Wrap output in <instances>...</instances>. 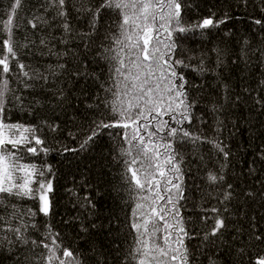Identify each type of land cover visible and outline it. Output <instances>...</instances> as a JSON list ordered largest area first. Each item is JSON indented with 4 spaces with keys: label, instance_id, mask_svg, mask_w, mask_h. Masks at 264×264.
<instances>
[{
    "label": "trees",
    "instance_id": "1",
    "mask_svg": "<svg viewBox=\"0 0 264 264\" xmlns=\"http://www.w3.org/2000/svg\"><path fill=\"white\" fill-rule=\"evenodd\" d=\"M180 2L181 18L186 24L208 17L214 21L226 17L224 24L205 29L203 34L201 30L175 34L179 37L175 56L186 61L191 56L187 62L193 66L202 60L205 71L200 72L198 67L178 69L188 82L185 90L189 100H195L191 122L180 124L167 115L158 118L167 120L170 128H182L200 137L193 141L183 137L180 131L176 137H170L167 130L157 134L165 138L159 144L172 143L178 153L176 159H182L179 166L184 197L177 207L184 227L190 235L194 234V238L185 240L189 261L190 264H240L243 260L244 264H252L251 257L259 255V250L249 251V258H244L238 256L237 249L250 247L247 240L250 224L255 225L253 230L264 232V206H261L264 201L252 202L242 194L264 189V83H261L264 58L259 52L253 54L255 49L264 50V0ZM14 7V0H0V28L11 17L16 51V59L9 57L12 71L4 75L9 87L5 122L34 129V135L44 141L43 145H36L33 140L20 146L18 154L25 157L23 163L51 169L46 171V177H51L53 191L49 193L52 207L48 216L37 210L34 200L14 201L21 211L31 209L36 213L23 220L35 228H22V231L37 241V246L31 243L20 246L13 233L0 231V236L8 237L0 248V264H20L25 257L26 264H45L43 257L50 253L40 242H48L44 238L49 230L59 233L56 239L61 250L78 254L82 264H135L130 257L136 240L131 225L138 196L129 190L131 186L125 177L124 161L129 157L121 153V148H127L128 144L118 135L125 131L130 135L131 130L98 129L94 139L80 147L95 127L94 121L117 119L109 108L115 98L107 91L115 80L110 76L116 66L110 57L115 52L103 49L118 47L109 38L118 35L115 23L118 17L102 18L93 30L90 13L77 12L75 7L66 5L70 25V31L66 32L61 18L53 19L55 9L48 8L44 0H21L15 13ZM34 16H42L47 22H37V27L32 28L30 21ZM257 19L262 21L260 25L254 23ZM7 39V31H0V53L6 54L3 43ZM42 39L44 44L40 43ZM242 49L249 54L247 63L240 58ZM18 63L47 79L25 81ZM25 83L31 86L26 87ZM16 96L22 103L14 99ZM216 143L224 146L227 158L217 150ZM27 147H36L38 154L26 152ZM132 154H136L135 148ZM209 173L224 179L213 184L208 179ZM229 184L235 197L222 202ZM225 205L228 211H224ZM213 207L220 209L219 214L227 225L216 245L202 241L203 232L217 215L210 211ZM10 212L11 209H0V215L6 217ZM252 216L255 221L250 220ZM202 217L209 219L205 222ZM238 228L241 232L233 239ZM175 234L179 235L178 231ZM9 256L14 259H8Z\"/></svg>",
    "mask_w": 264,
    "mask_h": 264
},
{
    "label": "snow or ice",
    "instance_id": "2",
    "mask_svg": "<svg viewBox=\"0 0 264 264\" xmlns=\"http://www.w3.org/2000/svg\"><path fill=\"white\" fill-rule=\"evenodd\" d=\"M44 3L48 8L55 9L53 19L61 18L62 27L66 32L70 31L66 5L75 7L77 12L90 13L93 30L102 18H111L112 15L118 17L115 21L118 35L109 37L118 47L103 49L104 52H115V55L110 57L116 61V66L110 74L115 80L107 91L115 98L109 108L117 119L109 122L103 119L94 121L95 127L80 147L84 148L92 141L98 129L131 130L130 135L127 131L118 133L128 144L127 148H121V153L129 157L124 161L125 177L131 186L129 190L135 191L138 196L132 213L135 220L131 227L136 232V240L130 253L131 260L135 261V264H190L189 246L185 240L194 238V234L190 235L184 227L177 207L179 200L184 197L181 187L183 176L179 166L182 159L179 161L176 159L178 153L172 143L159 144V140L165 138L158 137L157 134L167 130L170 137H176L178 131L183 137L193 141L199 140L200 137L193 136L182 128L179 130L170 128L167 120L158 118L167 115L180 124L184 121L191 122V110L195 100H189L188 92L185 90L188 82L183 72L178 69L196 70L198 67L200 72L205 71L202 60L198 66H193L187 62L192 59L191 56L187 57V61L175 56V50L179 47L177 43L179 37L175 34L183 35L196 30H201L203 34L205 29L218 28L224 24L226 17L216 21L208 17L194 24H186L181 18L180 0H44ZM14 4L13 13L21 5V0H14ZM37 22L43 24L47 21L42 16H34L30 21L31 27L36 28ZM254 23L260 25L262 21L257 19ZM11 25L10 17L7 22H3V28H0V31L6 30L8 33V39L3 43L6 54L0 53V209L4 211L11 209L7 217L0 215V231L13 233L15 241L20 246L31 243L35 247L37 241L31 240L22 228H35L34 224L23 223V220L25 216L34 217L36 213L31 209L21 211L14 201L34 200L38 205L37 210L48 216L52 207L48 194L53 191V185L51 177H46V171L51 172L50 168L45 170L33 163H23L25 157L18 154L20 146L29 145L33 140L36 145H43L44 141L34 135V129L5 122L9 87L4 75L12 71L9 57L16 59ZM161 36L164 38L161 39ZM40 43L44 44L45 41L42 39ZM183 51L181 49L182 55ZM256 52L264 58V50H253V54ZM240 58L247 63L249 54L242 49ZM17 67L25 81L47 79L38 71L30 72L23 63H18ZM60 67L64 66L60 65ZM25 86L31 85L25 83ZM14 99L22 103L19 96ZM257 103L259 104L260 101L257 100ZM215 147L227 158L228 153L224 151L221 143H216ZM133 148L135 155L132 154ZM10 149H16L17 152L13 153ZM42 151L46 153L48 149ZM26 152L38 154L36 147H27ZM137 164L140 165L139 168L135 167ZM208 179L213 184H219L224 178L209 173ZM231 189V184L225 187L222 202H230L235 197ZM242 194L246 200L252 202L257 199L264 201V189L260 192L244 191ZM261 206H264V203ZM210 211L217 215L210 228L203 232L202 241L216 245L227 225L225 218L219 214V208L213 207ZM224 211H228L227 205ZM243 214L241 212V215ZM169 217L172 222H169ZM202 219L206 222L209 217ZM255 219V216L250 217L252 221ZM13 221L16 223L14 224ZM82 227L87 231L86 227ZM253 229L255 225L250 224L247 233L250 247H239L237 253L238 256L249 258V251L259 250V255L251 257L252 264H264V232ZM177 231L179 235L175 234ZM236 231L237 236L233 239L238 238L241 229L238 228ZM58 236L59 233L49 230L47 237L44 238L48 242L43 240L40 242L50 253L43 257L45 264H53V261H58V264H82L77 259L78 254H74L69 249L61 250V244L56 239ZM212 237L215 239L210 240ZM7 239L6 235L0 236V248ZM58 251L59 255H57ZM8 259L14 257L9 256ZM27 259L25 257L20 264H26ZM240 264H244V261L241 260Z\"/></svg>",
    "mask_w": 264,
    "mask_h": 264
},
{
    "label": "rangeland",
    "instance_id": "3",
    "mask_svg": "<svg viewBox=\"0 0 264 264\" xmlns=\"http://www.w3.org/2000/svg\"><path fill=\"white\" fill-rule=\"evenodd\" d=\"M49 195V194H48Z\"/></svg>",
    "mask_w": 264,
    "mask_h": 264
}]
</instances>
